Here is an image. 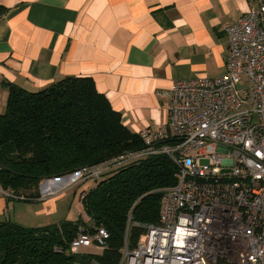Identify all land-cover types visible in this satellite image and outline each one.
Masks as SVG:
<instances>
[{"label": "built area", "instance_id": "obj_1", "mask_svg": "<svg viewBox=\"0 0 264 264\" xmlns=\"http://www.w3.org/2000/svg\"><path fill=\"white\" fill-rule=\"evenodd\" d=\"M223 29L222 75L175 80L166 93L167 126L141 130L143 150L75 172L97 178L127 158L159 153L177 168L158 222L141 225L134 246L125 236L116 264H264V0ZM207 142L210 152L203 151ZM109 237L104 227L80 231L67 254H101Z\"/></svg>", "mask_w": 264, "mask_h": 264}, {"label": "crops", "instance_id": "obj_2", "mask_svg": "<svg viewBox=\"0 0 264 264\" xmlns=\"http://www.w3.org/2000/svg\"><path fill=\"white\" fill-rule=\"evenodd\" d=\"M258 1L0 0V113L8 84L37 91L85 76L131 131L164 129L174 81L222 75L229 46L223 25ZM66 182L40 183L33 199L0 186V222L49 225L57 209L47 198Z\"/></svg>", "mask_w": 264, "mask_h": 264}, {"label": "trees", "instance_id": "obj_3", "mask_svg": "<svg viewBox=\"0 0 264 264\" xmlns=\"http://www.w3.org/2000/svg\"><path fill=\"white\" fill-rule=\"evenodd\" d=\"M4 11L0 5V14ZM7 86L5 110L0 113V186L12 196L39 197L38 187L45 179L146 147L91 77L62 78L37 91ZM176 172L171 159L159 153L127 158L97 178L83 179L94 183L80 192L90 225L81 217L37 227L0 222V264H68L90 257L116 264L125 236L134 246L143 233L141 225L158 222L163 189L175 184ZM96 227L110 235L101 254H67L80 231L91 233Z\"/></svg>", "mask_w": 264, "mask_h": 264}, {"label": "rangeland", "instance_id": "obj_4", "mask_svg": "<svg viewBox=\"0 0 264 264\" xmlns=\"http://www.w3.org/2000/svg\"><path fill=\"white\" fill-rule=\"evenodd\" d=\"M212 148V143L207 142L203 148L204 152H210ZM71 177L72 180L68 181L67 179ZM67 181L62 186L58 185L56 187L60 188L56 193L48 196V200L54 201L56 205V213L51 215L48 219H45V222L50 224L59 223L61 221H74L77 218H83L87 224H91L87 216L84 214L80 202V192L89 187L93 186V182L83 180L77 173L68 175L63 178ZM25 207V206H24ZM99 250V249H98ZM95 247L86 248L85 251L88 253H99Z\"/></svg>", "mask_w": 264, "mask_h": 264}, {"label": "water", "instance_id": "obj_5", "mask_svg": "<svg viewBox=\"0 0 264 264\" xmlns=\"http://www.w3.org/2000/svg\"><path fill=\"white\" fill-rule=\"evenodd\" d=\"M72 174H74V173H72ZM72 174H69V175H72ZM66 176H68V175H64V176H61V177H54V178H51V179H45V180H43V182L40 184V187H42V186H43V183H45V182H48V181H50V180L63 179V178H65Z\"/></svg>", "mask_w": 264, "mask_h": 264}]
</instances>
